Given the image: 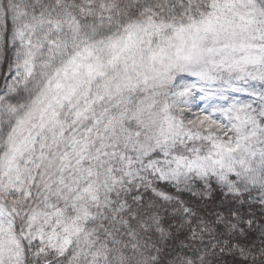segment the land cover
Segmentation results:
<instances>
[{"label":"snow or ice","instance_id":"snow-or-ice-1","mask_svg":"<svg viewBox=\"0 0 264 264\" xmlns=\"http://www.w3.org/2000/svg\"><path fill=\"white\" fill-rule=\"evenodd\" d=\"M0 264H264V0H0Z\"/></svg>","mask_w":264,"mask_h":264}]
</instances>
